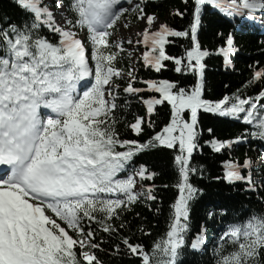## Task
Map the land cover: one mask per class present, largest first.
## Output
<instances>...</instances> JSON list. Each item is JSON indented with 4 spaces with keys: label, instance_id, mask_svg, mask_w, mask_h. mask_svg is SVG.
I'll use <instances>...</instances> for the list:
<instances>
[{
    "label": "snow or ice",
    "instance_id": "6c2138e0",
    "mask_svg": "<svg viewBox=\"0 0 264 264\" xmlns=\"http://www.w3.org/2000/svg\"><path fill=\"white\" fill-rule=\"evenodd\" d=\"M11 3L14 14L0 9V264H111V259L125 258L139 264H204L210 224L218 220L212 264H264V212L251 204L253 196L264 204V67L254 69L244 86L246 91L259 82L255 95L237 89L215 100L205 98L206 58L212 53L200 42L201 33L226 24V37L216 33L226 46L215 51L230 64L229 53L239 50L237 33L264 35V0H183V9L172 12L187 21L180 30L157 24L156 14L146 11L147 0ZM129 17L147 23L138 39L127 41L145 48L143 66L159 73L173 61L176 73L194 76L191 86L139 77L134 61L125 79L119 66L125 42L112 37L118 21ZM169 38L188 42L180 56L166 52L174 42ZM133 98L145 114H135L125 127L136 137L147 135L146 140L124 138L119 131ZM165 103L169 119L156 131L152 117ZM205 114L246 126L226 139L208 127L211 138L204 144L214 152L231 156L239 144L257 140L261 145L255 159L247 153L242 161L226 159L223 175L213 177L247 201L239 208L212 203L193 234L192 206L206 195L192 182L206 172L193 163ZM157 148L173 153L177 195L166 233L148 249L133 240L135 233L123 230L131 232L125 216L136 204L152 208L158 198L155 183H146L158 174L137 164L140 154ZM137 231L150 234L142 225Z\"/></svg>",
    "mask_w": 264,
    "mask_h": 264
},
{
    "label": "trees",
    "instance_id": "16d2710c",
    "mask_svg": "<svg viewBox=\"0 0 264 264\" xmlns=\"http://www.w3.org/2000/svg\"><path fill=\"white\" fill-rule=\"evenodd\" d=\"M0 9L10 14L16 12L11 0H0ZM175 9H183V0H147L146 11L148 13H155L159 20L167 22L169 25L180 30L186 25L187 21L172 15ZM128 22L130 24H136L138 20L134 17H129ZM218 31H222L226 37L230 28L225 24L222 27L200 34L202 46L209 49L212 53L210 57L206 58L207 84L204 93L205 98L215 100L221 98L226 93L232 94L236 92L237 89L245 92L246 95H255L261 88L259 82L255 85H249L246 91L244 86L248 84L254 69L264 67V44L261 43V41L264 40V35H261L259 32L237 33L235 44L239 50L229 53L231 63L225 65L223 55L215 51L221 46H226L224 39L216 34ZM169 39L174 42L166 45V52L171 55L180 56L183 53L182 45H187L188 42L184 38ZM124 49V52L120 54L123 60L119 66L125 69V79H127L126 72L130 64V59L126 53L125 47ZM165 63L167 64V68L157 73L154 70L145 68L141 59H139L136 63V67L138 68L137 75L144 79L179 80L184 86H191L195 82V78L191 73H176L174 71L173 61H166ZM136 86L146 87L139 83ZM144 95L147 96L149 93L145 92ZM156 107L157 112L153 115L152 119L156 123V131H159L160 128L168 122L169 106L165 103ZM135 114L144 115L145 110L141 102L133 98L129 110L124 113L126 121L119 124L120 134L124 138L146 140L148 138L147 135L136 137L130 129L125 127L127 122H131L134 119ZM201 122L205 131L200 140L201 148L194 153L193 163L203 165L206 172L203 178L198 176L192 177V182L197 187L203 188L206 195L193 203L190 214L191 230L193 234L198 230L200 224L205 221L206 211L212 203L222 201L230 206L239 208L242 203L247 201L246 195L240 193L238 190H233L222 181H216L213 177L223 175L222 161L229 158L242 161L245 153L255 159V152H257V148L261 145L260 141L253 140L251 144H239L231 153V156L228 151L216 153L210 146L204 144V140L211 138L210 134L207 132L208 127L214 129L217 137L226 139L236 136L238 133L242 132L246 126L230 118H212L207 114L202 115ZM151 131V129H147L149 134ZM172 155L173 153L171 150L157 148L146 150L137 157V164L145 163L158 174L154 181H146V183H155L158 198L152 203V208H149L145 203L136 204L134 210L128 212L125 216L126 220L131 221V232H129L128 229H124L123 231L125 235L135 233V235L132 236L133 240H140L148 249L152 248L153 241L164 236L166 233L169 222L170 206L177 195V189L174 187L175 174L172 167ZM165 185H168V187H165ZM217 193H223V195L218 196ZM229 196L231 199H225V197ZM251 204L257 211L264 212V204L259 203L255 196L252 197ZM157 206L159 207V212L156 211ZM136 213L140 214L139 217L136 216ZM141 225L145 230L150 231L149 235H141L140 232L137 231L138 226ZM218 226H220L219 220L215 224H210L209 250L203 258L204 264H212L211 248L213 246L212 240L215 238L213 229ZM93 227H95V225H93ZM100 255L101 258L106 261L110 259L108 255L103 253ZM111 264H139V262L135 258H125L122 261L111 259Z\"/></svg>",
    "mask_w": 264,
    "mask_h": 264
},
{
    "label": "rangeland",
    "instance_id": "374dc122",
    "mask_svg": "<svg viewBox=\"0 0 264 264\" xmlns=\"http://www.w3.org/2000/svg\"><path fill=\"white\" fill-rule=\"evenodd\" d=\"M125 23L126 22L123 21L117 25L118 30L117 32L114 33L112 39L114 41L123 40L125 42L124 45H125L128 55H129V52H131V57H130L131 61L136 62V60L142 59V51L145 48L143 47V45H135V43L128 44L127 41L131 39L134 42L136 39H138L139 37L137 34L147 26V23L145 19L139 20L138 23L135 25H131L127 22L128 23L127 28L123 27ZM156 23L158 24L160 23V21L158 20V22Z\"/></svg>",
    "mask_w": 264,
    "mask_h": 264
},
{
    "label": "bare ground",
    "instance_id": "6f19581e",
    "mask_svg": "<svg viewBox=\"0 0 264 264\" xmlns=\"http://www.w3.org/2000/svg\"><path fill=\"white\" fill-rule=\"evenodd\" d=\"M156 22H158V20Z\"/></svg>",
    "mask_w": 264,
    "mask_h": 264
}]
</instances>
